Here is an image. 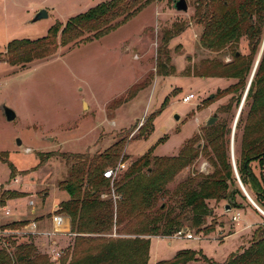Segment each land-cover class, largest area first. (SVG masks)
Returning <instances> with one entry per match:
<instances>
[{"label":"rangeland","instance_id":"1","mask_svg":"<svg viewBox=\"0 0 264 264\" xmlns=\"http://www.w3.org/2000/svg\"><path fill=\"white\" fill-rule=\"evenodd\" d=\"M87 1L92 2L0 0V54L5 52L11 41H33L46 36L55 21L64 25ZM174 1L153 0L134 17L124 21L121 16L112 21L116 28L101 39L59 48L51 57L34 60L22 68L0 63V196L11 192L25 194L6 201L5 208L0 207V249L5 250L11 260L17 246L27 245L34 247L36 254L46 257L50 264H60L63 260L67 264L70 261L75 235L57 231L53 236H44V232L53 230L44 231L45 227L25 229L29 223L25 219L33 218L32 209L37 210L36 216L46 215L53 211L54 204L67 199V194L57 188L58 182L66 179L71 166V162L61 157L63 154H89L92 158L126 138L119 159L126 168L113 182L108 181L110 195L103 193L99 196L101 201L111 199L115 202L123 198L116 192L115 184L133 162L148 151L151 160L177 156L188 140L197 138L193 147L200 153L166 186L167 196L159 199L156 205L164 208V203L172 204L174 196L170 194L177 192L180 184L188 179L197 181L199 174L206 176L213 171L206 153L201 152L208 129L205 124L209 118L216 119L213 126L223 125L225 132L230 134L229 146L234 133V162L239 157L242 139L264 140V108L250 112L251 102L244 100L241 117L237 118L254 65L262 55L264 38L253 67L244 73L237 88L239 82L235 78L193 77L185 72L187 68L213 59L227 64L232 61V56L227 49L210 52L200 47L202 27L193 18L195 4L200 0H186V13L175 11ZM49 8L55 13L52 14ZM40 9L50 12L49 17L30 23ZM180 27L182 31L169 39L168 33L172 34ZM166 40V55H161ZM235 51L242 56L248 55L246 38H241L233 46V53ZM166 57L169 58L168 66L174 68L167 77L160 75L157 68L159 59L165 60ZM230 86L235 89L226 92ZM190 93L195 95V99L190 104H182L183 96ZM210 95H213L212 99H209ZM82 99L94 101L97 108L92 114L88 113ZM3 105L14 111V121L5 120ZM176 114L179 116L177 121L174 120ZM136 117L138 120H134ZM133 128L132 134L128 135ZM26 149L30 151L26 153ZM1 160L14 167L13 178L9 177V166ZM148 167L152 172L154 166L150 164ZM251 168L258 176L257 163H253ZM180 198L179 192L177 203ZM236 202L243 208H233L230 213L223 210L226 201L207 202L211 216L205 218L201 230L206 226L212 228L213 232L209 234L197 232L198 229L187 220L190 215H186L178 231L187 230L197 237L194 239L174 238L178 231L174 234L163 232L161 224L157 235L135 236L134 233L147 223L145 217L137 229L134 224L122 231L118 227L110 236L100 237L148 240V264L171 260L183 249L196 252L187 264H223L230 254L246 249L253 239L254 230L263 224L264 216L246 198L245 201L237 198ZM174 206L176 215L180 210ZM59 210L54 215L66 218L63 213L59 214ZM236 211L241 214L238 225L230 221L232 212ZM151 216L147 215L148 218ZM19 222L26 224L21 226ZM255 222L260 224L255 225ZM13 223L15 225L10 226ZM224 237L228 238L223 240ZM170 241L172 245L168 247L166 242ZM84 248L81 246L78 251ZM53 251L59 252L60 256L53 259Z\"/></svg>","mask_w":264,"mask_h":264},{"label":"trees","instance_id":"2","mask_svg":"<svg viewBox=\"0 0 264 264\" xmlns=\"http://www.w3.org/2000/svg\"><path fill=\"white\" fill-rule=\"evenodd\" d=\"M153 0H110L90 8L84 13L69 18L64 25L55 22L46 36L37 40H14L7 44L5 52L0 54V63L10 67H24L34 60H42L54 55L59 48L91 42L107 35L116 27L112 21L119 17L128 20L134 17ZM193 18L201 25L199 38L200 47L210 52L227 49L232 61L223 64L218 60H205L187 68L185 72L200 79L235 78L236 88L244 73L253 67L256 56L264 38V0H200L194 8ZM182 27L177 28L168 38L178 35ZM87 36V37H85ZM90 36V37H89ZM248 41L247 56L236 57L233 46L241 38ZM167 40L161 49V55H166ZM162 59V58H161ZM157 62L159 74L165 77L174 68L168 66L169 58ZM165 61V62H164ZM235 87L226 89L229 92ZM251 102L250 112L264 108V49L258 62L253 79L247 90L245 101ZM233 102V100H231ZM231 104V103H230ZM229 107V106H228ZM226 107V108H228ZM225 109V112L227 111ZM241 117V115H239ZM239 119V118H238ZM237 127V126H236ZM246 128V127H245ZM134 128L127 134L131 135ZM125 139H120L110 145L103 153L92 158L89 154H63L65 160L71 162L66 179L58 182V190L68 195V200L60 204V213L69 218L70 233L75 235L72 255L67 264H148L150 242L141 238L113 239L110 236L115 228L127 230L133 224L138 227L145 217L148 221L135 236L142 234L157 235L160 224L163 232L174 234L181 228V220L186 215L197 232L209 234L212 228L201 227L205 218L211 216L207 202L234 203V208L243 207L236 202L237 198L245 201L238 188L229 157L230 134L225 132L223 125H215L206 129L205 144L201 152L206 153L213 171L198 180L188 179L173 191V203H164V208L157 207L159 199L167 196L166 186L182 169L190 165L199 155V150L193 147L197 138L188 140L177 156L149 157L150 151L133 162L115 184L116 192L123 198L113 202L111 199L101 201L103 193L110 195L109 180L102 176L107 169L116 166L125 147ZM235 142V139H234ZM7 155V154H6ZM10 179L15 176V169L8 161ZM257 163L259 174L256 176L251 165ZM154 166L153 171L149 165ZM235 166L242 185L249 193L254 203L264 211V140L248 141L242 139L239 157ZM143 170H146L144 173ZM181 195L177 203L178 195ZM25 194L11 192L0 196V207L6 201L23 197ZM178 204V205H177ZM174 205L179 212L174 215ZM152 215L148 218L147 215ZM19 222L18 225H25ZM11 224L10 226H14ZM116 231V230H115ZM136 232L135 229H133ZM93 236V237H92ZM85 247L79 252L80 247ZM192 250L178 251L168 261L157 264H187L190 257L195 256ZM188 257V258H186ZM0 264H50L46 257L36 254L35 248L19 245L13 253V260L0 249ZM60 264H66L63 260ZM223 264H264V218L263 224L257 226L250 245L237 254H230Z\"/></svg>","mask_w":264,"mask_h":264},{"label":"water","instance_id":"3","mask_svg":"<svg viewBox=\"0 0 264 264\" xmlns=\"http://www.w3.org/2000/svg\"><path fill=\"white\" fill-rule=\"evenodd\" d=\"M104 2L105 1H110V0H103ZM173 8L175 11L177 12H183V13H186L188 11V6H187V2L186 0H175L173 2ZM48 18V15H47V11L45 9H40L38 10L33 18L30 20V23H35V22H38L40 20H43V19H47ZM264 49V44L262 46V51ZM236 57L239 56V53L237 52L236 54ZM258 62H259V59L256 61L255 65H254V68H253V71H252V74H251V78L249 80V84H248V87L253 79V76H254V73L256 71V68H257V65H258ZM248 87L246 89V92H245V95L243 97V100L241 102V105L239 107V110H238V113H237V118L239 117V114L241 112V108H242V105H243V102L245 100V97H246V94H247V90H248ZM213 98V95H210L209 96V99H212ZM83 105H84V102H83ZM2 113H3V116L5 118V120L7 122H12L15 120L16 118V114L14 113V111H12L10 108H8L6 105H3L2 106ZM236 118V119H237ZM179 119V116L176 114L174 115V120L177 121ZM216 122V119L213 117V118H209L207 121H206V124L205 126L207 128L211 127L214 125V123ZM236 123V122H235ZM233 135L234 133L232 134V137H231V143H230V160H231V165H232V169H233V172H234V176H235V179H236V182H237V185H238V188L240 189L241 193L243 194V196L247 199V201L253 206V208L259 212L261 215L264 216V213L257 207V205L254 203V201L251 199V197L248 195L247 191L245 190L244 186L242 185L241 181H240V178L238 176V173H237V170H236V166H235V162H234V157H233V154H232V143H233ZM48 141H51L52 139H47ZM20 141L17 140V145L20 146ZM163 208V206H161ZM234 208V203H230V202H227V204H225L223 206V210L224 212L226 213H230Z\"/></svg>","mask_w":264,"mask_h":264},{"label":"built area","instance_id":"4","mask_svg":"<svg viewBox=\"0 0 264 264\" xmlns=\"http://www.w3.org/2000/svg\"><path fill=\"white\" fill-rule=\"evenodd\" d=\"M195 99V95L193 94H187L185 96H183V98L181 99V103L182 104H190L193 100ZM30 150L29 149H26L25 152L28 153ZM126 168V165L123 161H120L117 166L114 168V169H107L105 170L103 173H102V176L113 182L115 180V178ZM115 198V197H113ZM59 208H57L56 211H58ZM55 211V212H56ZM240 218H241V214L239 211H236V212H232L231 214V218H230V221L233 223V224H236L238 225L239 224V221H240ZM64 220V218L62 216H59V215H52L51 217V222L53 224V232L51 233H48V232H44L43 235L44 236H53L55 235V233L57 231H62L61 230V226H62V221ZM25 229H32V230H35L37 229V225L34 223V222H31L30 225L28 226H25ZM175 237H179V238H184V239H187V240H190V239H194V238H197V237H193L187 230H184V231H178L174 238ZM53 255V259H56L60 256V253L59 252H56V251H53L52 252Z\"/></svg>","mask_w":264,"mask_h":264},{"label":"crops","instance_id":"5","mask_svg":"<svg viewBox=\"0 0 264 264\" xmlns=\"http://www.w3.org/2000/svg\"><path fill=\"white\" fill-rule=\"evenodd\" d=\"M92 2H90V1H87V3H85V5L83 6V8H81L80 10H76L75 11V13H77V14H75V16L76 15H78V14H81V13H84V12H86L87 10H89L90 8H92V7H94V6H96V5H98V4H100L102 1L101 0H91ZM49 9H51V11H52V14L53 13H55L54 12V9H52V8H49ZM48 9V10H49ZM73 12V11H72ZM48 13H50V12H47V15H48ZM70 16V15H69ZM48 17H49V15H48ZM71 17H74V15L73 16H71ZM71 17H69V18H71ZM55 22H59V21H55ZM54 22V23H55ZM60 23V22H59ZM102 38V37H101ZM101 38H99V39H101ZM98 39V40H99ZM94 41V40H93ZM95 41H97V40H95ZM141 78H142V76L137 80V82L135 83V84H137L140 80H141ZM134 85V84H133ZM132 85V86H133ZM130 88V87H129ZM128 88V89H129ZM148 90V89H147ZM144 91H146V89L145 90H142L141 92H139L138 93V95L140 94V93H142V92H144ZM117 99V98H116ZM82 100H84V99H82ZM85 101V103H86V105H87V110H88V113L89 114H92L93 112H94V110L97 108V106H96V104L94 103V101H87V100H84ZM83 101V102H84ZM106 108V107H105ZM81 116H83V115H81ZM134 120H138V118L136 117V118H134ZM107 149V148H106ZM68 200V195H67V199H64V200H61L58 204H60V203H62V202H65V201H67ZM58 204H54L53 205V207H52V209H53V211H51V212H49V213H46V215H38V216H36L35 214L37 213V210L35 211V210H31V215H33V218L32 219H25L26 221H28L29 223H28V225H30V223L31 222H34L36 225H37V227H45L46 229L44 230V231H50V230H52L54 227H53V224H52V222H51V216L55 213V211L57 210V208H58ZM5 208V207H4ZM259 213V212H258ZM59 214H61V213H59ZM263 216V215H262ZM64 218V217H63ZM67 218V217H66ZM64 218V220L62 221V226H61V229H63L62 231H64V232H66L67 234L70 232L69 230H70V224H69V219L67 218ZM255 225H257V224H260V222H255L254 223ZM27 225V226H28ZM48 228V229H47ZM66 236H68V235H66ZM230 236H232V235H230ZM229 237V236H228ZM228 237H224L223 238V240H225V239H227ZM166 245L169 247V246H171L172 245V241H170V242H166ZM49 247H51V246H49ZM54 248V247H53ZM49 248H47V250H48ZM56 249V248H55ZM46 250V251H47ZM183 250H186V249H183ZM149 252H150V246H149Z\"/></svg>","mask_w":264,"mask_h":264},{"label":"bare ground","instance_id":"6","mask_svg":"<svg viewBox=\"0 0 264 264\" xmlns=\"http://www.w3.org/2000/svg\"><path fill=\"white\" fill-rule=\"evenodd\" d=\"M232 154H234V152H233V143H232ZM234 156V155H233Z\"/></svg>","mask_w":264,"mask_h":264}]
</instances>
